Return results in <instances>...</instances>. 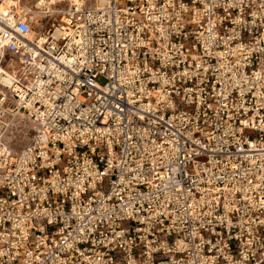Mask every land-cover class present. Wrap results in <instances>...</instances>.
<instances>
[{
  "label": "built area",
  "instance_id": "obj_1",
  "mask_svg": "<svg viewBox=\"0 0 264 264\" xmlns=\"http://www.w3.org/2000/svg\"><path fill=\"white\" fill-rule=\"evenodd\" d=\"M51 6L0 0V264H264V0Z\"/></svg>",
  "mask_w": 264,
  "mask_h": 264
},
{
  "label": "rangeland",
  "instance_id": "obj_2",
  "mask_svg": "<svg viewBox=\"0 0 264 264\" xmlns=\"http://www.w3.org/2000/svg\"><path fill=\"white\" fill-rule=\"evenodd\" d=\"M38 1L39 0H23L20 5V7H28L31 11L41 12L37 21L31 16L34 30H38L40 27L43 29L46 28L47 21L51 22L48 16L49 13H52L54 16L57 15L50 2L47 3L48 7L42 6L41 8H37L36 4ZM0 66L5 70H8L2 61H0ZM98 82L102 83V80L99 79ZM6 122L9 123V126L3 134V142L11 154H18L31 137L34 125L33 121L26 115H17L15 117H10Z\"/></svg>",
  "mask_w": 264,
  "mask_h": 264
},
{
  "label": "bare ground",
  "instance_id": "obj_3",
  "mask_svg": "<svg viewBox=\"0 0 264 264\" xmlns=\"http://www.w3.org/2000/svg\"><path fill=\"white\" fill-rule=\"evenodd\" d=\"M49 2L51 3V4H53L54 2H55V0H49ZM47 1H45V0H39L38 2H37V4H36V7L37 8H41L42 6H44V7H48V5H47ZM24 10H27L28 12H29V14H30V17L31 16H33L34 17V19H36V21L39 19V16L41 15V12L40 11H31L30 9H28V7H22ZM2 72H5L7 75H9L8 74V72L6 71V70H4L1 66H0V73H2ZM3 82H7L8 81V79H9V77L8 76H4V75H1V78H0ZM22 116V115H24V114H22L21 112H17V113H12V115L10 114V115H7L6 117H5V119L3 120V124H4V126H5V128H4V131H3V134H4V132H5V130L7 129V127L9 126V123H7L6 122V120H8L10 117H15V116Z\"/></svg>",
  "mask_w": 264,
  "mask_h": 264
},
{
  "label": "flooded vegetation",
  "instance_id": "obj_4",
  "mask_svg": "<svg viewBox=\"0 0 264 264\" xmlns=\"http://www.w3.org/2000/svg\"><path fill=\"white\" fill-rule=\"evenodd\" d=\"M48 16H49V20H51V22H50V21H49V22L47 21V24H46V28H45V29H47L48 27H50V25H51V23H52L53 21L59 19V16H58V15H55V16H54L52 13H49Z\"/></svg>",
  "mask_w": 264,
  "mask_h": 264
},
{
  "label": "crops",
  "instance_id": "obj_5",
  "mask_svg": "<svg viewBox=\"0 0 264 264\" xmlns=\"http://www.w3.org/2000/svg\"><path fill=\"white\" fill-rule=\"evenodd\" d=\"M5 1H9L16 6H20L21 3L23 2V0H5ZM45 1H47L49 3V0H45Z\"/></svg>",
  "mask_w": 264,
  "mask_h": 264
}]
</instances>
